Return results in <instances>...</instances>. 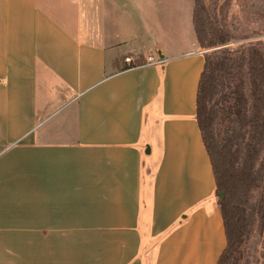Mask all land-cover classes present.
Instances as JSON below:
<instances>
[{
  "label": "crops",
  "instance_id": "obj_1",
  "mask_svg": "<svg viewBox=\"0 0 264 264\" xmlns=\"http://www.w3.org/2000/svg\"><path fill=\"white\" fill-rule=\"evenodd\" d=\"M193 4L0 0V264L217 263Z\"/></svg>",
  "mask_w": 264,
  "mask_h": 264
},
{
  "label": "trees",
  "instance_id": "obj_2",
  "mask_svg": "<svg viewBox=\"0 0 264 264\" xmlns=\"http://www.w3.org/2000/svg\"><path fill=\"white\" fill-rule=\"evenodd\" d=\"M257 19L238 39L264 36V20ZM192 24L201 49L218 48L203 54L195 119L226 238L216 264H237L253 230H264V39L226 46L236 35L206 0H194Z\"/></svg>",
  "mask_w": 264,
  "mask_h": 264
},
{
  "label": "rangeland",
  "instance_id": "obj_3",
  "mask_svg": "<svg viewBox=\"0 0 264 264\" xmlns=\"http://www.w3.org/2000/svg\"><path fill=\"white\" fill-rule=\"evenodd\" d=\"M206 2L211 8L215 6L218 17L222 18L226 28L236 35V39L226 46L236 47L248 40L264 39V36H254L247 40L238 39L247 30L253 31L256 28L257 18L260 17L264 20V0H206ZM244 6H247V8H243ZM246 18H249L248 22ZM255 20H257V23L254 22ZM216 49L218 48L201 50L203 53H209ZM136 61H142V58H137ZM220 128L222 129L223 126H220ZM263 241L264 230L259 233L254 229L241 249V256L237 264H263Z\"/></svg>",
  "mask_w": 264,
  "mask_h": 264
},
{
  "label": "built area",
  "instance_id": "obj_4",
  "mask_svg": "<svg viewBox=\"0 0 264 264\" xmlns=\"http://www.w3.org/2000/svg\"><path fill=\"white\" fill-rule=\"evenodd\" d=\"M139 57L134 58L132 55H128L125 56L123 58V63L127 66V67H134V66H153V65H160L163 63V60L158 58V57H154L152 55H148L144 58L143 63L141 64H137L136 63V59Z\"/></svg>",
  "mask_w": 264,
  "mask_h": 264
},
{
  "label": "water",
  "instance_id": "obj_5",
  "mask_svg": "<svg viewBox=\"0 0 264 264\" xmlns=\"http://www.w3.org/2000/svg\"><path fill=\"white\" fill-rule=\"evenodd\" d=\"M219 199H223V194L222 193L219 194ZM263 251H264V241H263ZM263 264H264V262H263Z\"/></svg>",
  "mask_w": 264,
  "mask_h": 264
}]
</instances>
